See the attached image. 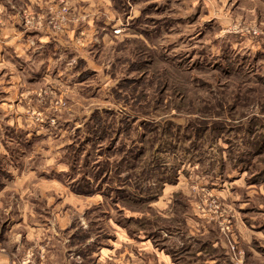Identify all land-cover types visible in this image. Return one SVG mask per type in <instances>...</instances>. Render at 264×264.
<instances>
[{"label": "rangeland", "instance_id": "1", "mask_svg": "<svg viewBox=\"0 0 264 264\" xmlns=\"http://www.w3.org/2000/svg\"><path fill=\"white\" fill-rule=\"evenodd\" d=\"M61 3L76 35L34 49L37 106L0 127V190L23 154L32 169L3 196L0 240L25 219L22 264H264V65L217 42L236 1ZM254 23L235 33L264 49Z\"/></svg>", "mask_w": 264, "mask_h": 264}, {"label": "crops", "instance_id": "2", "mask_svg": "<svg viewBox=\"0 0 264 264\" xmlns=\"http://www.w3.org/2000/svg\"><path fill=\"white\" fill-rule=\"evenodd\" d=\"M61 1L62 0H0V127L3 125L10 126L9 123H15L16 125L21 123H19V120H17L18 117H16L15 114L18 113V109H21L23 102V111L29 112L31 107L37 106L32 101L33 90L28 83L32 79L30 74L28 75L26 72V66L33 61L34 49L37 47L38 50L41 48V52L42 49H44V51L45 49H49L55 52L60 46L64 47L66 38H70L71 41L76 35L77 23L73 20L63 25V28L60 30H54L48 25L42 28H33L26 22L27 12L47 17L51 15L54 9L60 6ZM235 1L236 4L231 10L224 7L221 8V11L223 10L224 13L226 11L230 13L228 14L229 16H226L225 20H223L224 24L218 29L219 31L217 33L221 32V35L217 36V42L218 44L219 42H223L225 44L223 46L224 48L229 47L234 51L238 50V52L239 50L249 49L251 52L248 56H250V59H253L255 65H264V49L255 37L235 33H240L242 31L239 26L241 17L246 18L250 16L252 19H262L264 14L263 0ZM245 1L247 3H245ZM245 21L246 20H244V22ZM254 21L256 22L257 20ZM88 31H90L89 36H86L88 40H91L96 32L98 33V30L90 28ZM225 31L234 32H232V34H225ZM67 32L69 33L65 35ZM228 43H230L229 46ZM237 55H239V53ZM36 56L37 55H35V57ZM43 56H45V54ZM244 56L245 59L248 58L247 55ZM24 123H26V121ZM30 158V156L23 154L22 160H20L22 164L19 165V167L22 166L20 173H17L18 170L16 168H13L16 171V176L19 177L18 180L13 179L15 185H8V183L5 182L3 189L0 190V210L6 209L12 205V202L3 198L4 194L7 193L9 189L10 191L15 189L22 190L23 193H27V188L30 189V184L27 186L26 181L28 172L30 173L32 170L29 162ZM241 177L243 178L244 175ZM240 179L241 178L233 180L232 183H235L234 181L240 182ZM234 199H236V196H234ZM9 222L11 223V220ZM237 225L244 228L241 219H238ZM16 226H19V229L24 227V230H18L17 232ZM250 230L254 232L251 228V224ZM1 233H4V238L0 240V264H22L21 260H24L25 257H30V259L33 258V249H27L25 244L30 243L29 240L26 241V239L30 236V240H32V235L35 234V232L27 228V221H25V219H21L17 223L9 225L8 229L2 230ZM31 262L32 260L26 264H31ZM222 262L224 261L222 260Z\"/></svg>", "mask_w": 264, "mask_h": 264}, {"label": "built area", "instance_id": "3", "mask_svg": "<svg viewBox=\"0 0 264 264\" xmlns=\"http://www.w3.org/2000/svg\"><path fill=\"white\" fill-rule=\"evenodd\" d=\"M62 4V3H61ZM57 7V9H54L49 16L39 15L35 13L27 12L26 15V22L29 26L33 28H42L45 25H48L54 30H60L62 26L67 21V15L70 13V8L67 5H61ZM255 25H251L249 27H246L245 29L249 32H252L253 34H264L262 32V29H260L259 25L254 23ZM120 30L117 29L115 32L118 33ZM1 250V249H0Z\"/></svg>", "mask_w": 264, "mask_h": 264}, {"label": "trees", "instance_id": "4", "mask_svg": "<svg viewBox=\"0 0 264 264\" xmlns=\"http://www.w3.org/2000/svg\"><path fill=\"white\" fill-rule=\"evenodd\" d=\"M261 78H264V77H261ZM261 78L258 79V81H261ZM96 120L97 124H99V126H106V123L109 121V120H104V123H98V121L100 120V118H98L96 115L93 117V121ZM122 125V124H121ZM123 126V125H122ZM110 127V126H109ZM119 179V178H118ZM126 183V182H125ZM124 183V191L126 190H129V187L126 186V184ZM139 188L141 189L142 191H147V190H144L143 186H141V184H137L136 185V189ZM121 189V188H120ZM153 199V198H152Z\"/></svg>", "mask_w": 264, "mask_h": 264}]
</instances>
